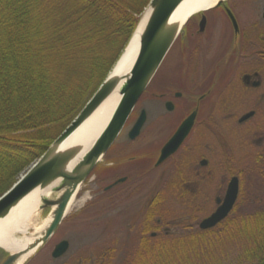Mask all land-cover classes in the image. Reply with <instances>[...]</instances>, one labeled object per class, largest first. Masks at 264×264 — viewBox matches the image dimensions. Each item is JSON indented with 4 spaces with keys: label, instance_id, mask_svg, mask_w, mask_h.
Segmentation results:
<instances>
[{
    "label": "flooded vegetation",
    "instance_id": "obj_1",
    "mask_svg": "<svg viewBox=\"0 0 264 264\" xmlns=\"http://www.w3.org/2000/svg\"><path fill=\"white\" fill-rule=\"evenodd\" d=\"M176 47L179 65L182 63L180 80L148 87L142 96L146 97L145 105L140 106L141 98L120 136L88 178L99 185L101 191L96 202L106 200L104 207L114 208L129 196L138 198V203H144L143 222L149 220L153 200L159 199L156 207L159 217L155 221L166 235L173 234L164 224L165 217L173 212L168 208L173 207L168 205L169 199H174V206L179 205L180 210L190 212L173 221L188 223L190 228L192 216L200 214L202 207L215 205V211L218 209L234 177L239 179L236 205L240 202L241 174L245 171L233 169L234 146L229 136L232 133L236 137L258 136V141L254 140L258 148L264 144V121L260 119L264 112V0H226L194 15L170 52ZM234 91L248 94L249 111L239 115L237 110L226 107L218 118L223 95ZM143 112L145 123L139 135L131 138ZM250 113L253 115L242 121ZM179 132L178 142L173 145L172 139ZM164 150L171 153L161 159ZM263 158V152L256 153L257 165ZM219 169L227 171L230 180L220 183L223 194H212L208 191L216 188ZM150 187H155L151 189L153 193H140ZM159 230L150 237L162 236ZM70 238L55 242L51 264H87L81 255L71 257ZM64 241L69 243L68 251L54 258L55 248ZM7 257L4 254L0 264Z\"/></svg>",
    "mask_w": 264,
    "mask_h": 264
},
{
    "label": "trees",
    "instance_id": "obj_2",
    "mask_svg": "<svg viewBox=\"0 0 264 264\" xmlns=\"http://www.w3.org/2000/svg\"><path fill=\"white\" fill-rule=\"evenodd\" d=\"M150 1L0 0V198L96 94ZM158 203L130 264H200L207 245L235 232L254 244L248 262L264 264V210L239 214L238 203L214 229L150 237Z\"/></svg>",
    "mask_w": 264,
    "mask_h": 264
},
{
    "label": "rangeland",
    "instance_id": "obj_3",
    "mask_svg": "<svg viewBox=\"0 0 264 264\" xmlns=\"http://www.w3.org/2000/svg\"><path fill=\"white\" fill-rule=\"evenodd\" d=\"M179 62L178 49L176 47L165 59L151 86L161 87L168 80H180L179 72L181 71L182 63L179 65ZM247 95L244 91H234L223 95L221 101L222 107L217 110V117H220L222 110L226 107H229V110H237L240 113L239 115L248 112L249 110L247 109L250 107V101ZM145 100L146 97L142 98L140 106L145 105ZM260 119L264 121V112L261 114ZM233 135L232 133L229 136L234 146L232 158L235 164L233 169L235 172L239 170L245 171L241 174L242 190L237 211L239 214H243L250 211L264 210V158L260 160L258 165L254 159L257 152L261 151L264 153V144L259 149L255 142L258 141V136L251 138L246 134L239 135V137ZM119 148L120 146L116 149ZM222 180L228 182L230 176L227 171L219 169L216 174L217 186L212 192H208L223 194L225 191L219 189ZM151 189L154 190L155 187H150V189L144 188L140 193L152 192ZM100 191L96 180L93 178L87 179L80 188L73 208L68 212L66 219L55 235L36 253L30 256L24 264H51L50 259L53 246L56 241L64 237H71L73 248L71 257H73V254H76V256L81 255L87 260V264H101L103 262L106 264H130L143 235L144 227L141 207L144 203H138V198L135 199V197L129 196L114 208L110 206L104 207L103 205L106 200L103 202L98 199L99 201L96 202ZM173 200L169 199L168 201V205L173 206H168V208H171L173 212L165 217L164 224L171 233L182 234L184 227L190 224L182 222L179 224V222H174L173 220L181 218L184 215H190V212L186 213V211L180 210L179 205L174 206ZM91 202H94V204L90 205ZM117 208H120V210H117ZM215 208V205L211 208L202 207L200 214L196 213L192 216L193 224L191 225V229L198 230L196 225L214 213ZM50 214L51 209H40L39 215L36 216L33 224L36 227L43 226ZM195 220L198 221L194 222ZM159 231L163 234L162 230ZM32 233L33 230L30 229L29 234ZM253 246L254 244L247 239L243 232H235L224 239H220L217 243L207 245L208 255L200 259V264H250L247 252L252 250ZM0 251V259L4 254L8 255L1 248ZM142 259L145 261V256Z\"/></svg>",
    "mask_w": 264,
    "mask_h": 264
},
{
    "label": "water",
    "instance_id": "obj_4",
    "mask_svg": "<svg viewBox=\"0 0 264 264\" xmlns=\"http://www.w3.org/2000/svg\"><path fill=\"white\" fill-rule=\"evenodd\" d=\"M183 1H150L147 8L151 10V13L141 34L139 54L134 61L130 74L127 77H120L111 72L75 120L53 142L45 154L30 170L0 198V219H2L33 190L38 187L45 189L59 181L58 185L54 187L52 195L43 198L41 201V210L51 209V220L48 225L41 231L40 235L35 237L34 241L25 250L17 253L7 252L9 256L2 264H18L23 255L31 252L33 254L36 253L53 237L62 225L68 213L67 209L72 198L78 193L81 186L118 139L139 100L155 78L168 53L190 20L191 17L183 25L171 22L174 12ZM224 1H218L216 6L224 3ZM209 9L211 8L206 10ZM234 22L237 26L235 19ZM122 81L125 82L119 91L121 99L107 126L95 140L85 157L72 168L70 165L82 151L81 147L78 145L60 150V146L95 113L102 103L118 88ZM252 115L253 113L246 115L242 118V121L250 118ZM145 120V112H143L130 134L131 138L139 135ZM179 136L180 132L174 136L171 142L174 143L173 145L177 144ZM170 153L171 151L164 150L161 159H164ZM238 195L239 179L234 177L229 184L222 204L219 205L218 209L210 217L204 219L199 224V228L204 231L210 230L225 221L233 211ZM68 248V242L64 241L60 243L55 248L53 257L59 258L63 256L68 251Z\"/></svg>",
    "mask_w": 264,
    "mask_h": 264
},
{
    "label": "bare ground",
    "instance_id": "obj_5",
    "mask_svg": "<svg viewBox=\"0 0 264 264\" xmlns=\"http://www.w3.org/2000/svg\"><path fill=\"white\" fill-rule=\"evenodd\" d=\"M218 1L220 0H184L174 12L171 22L183 25L188 18L194 16L198 12L216 6ZM150 13L151 10L147 8L129 45L122 54L117 65L113 68L112 74L120 77H127L130 74L134 61L139 54L141 34ZM124 82L125 81H122L118 88L102 103L95 113L60 146V150L78 145L81 147L82 151L70 165L72 168L85 157L95 140L107 126L121 99L119 91ZM58 183L59 181L45 189L40 187L36 188L22 199L5 218L0 219L1 249L8 253L21 252L34 241L36 236L41 234V231L50 222L51 216L48 217L41 227H36L33 222L36 216L39 215L42 199L50 197L54 187H56ZM76 197L77 195L72 198L67 212L73 208ZM30 229L33 230L32 234H29ZM31 255H33V252L23 255L18 264H24Z\"/></svg>",
    "mask_w": 264,
    "mask_h": 264
}]
</instances>
